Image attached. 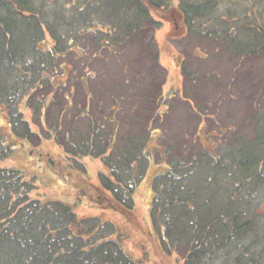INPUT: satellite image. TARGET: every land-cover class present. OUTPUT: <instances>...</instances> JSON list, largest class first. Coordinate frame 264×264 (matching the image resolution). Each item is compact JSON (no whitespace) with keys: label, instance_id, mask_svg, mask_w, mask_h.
Masks as SVG:
<instances>
[{"label":"rangeland","instance_id":"rangeland-1","mask_svg":"<svg viewBox=\"0 0 264 264\" xmlns=\"http://www.w3.org/2000/svg\"><path fill=\"white\" fill-rule=\"evenodd\" d=\"M59 1L68 6L60 19L67 50L55 61L57 72L32 53L33 69L24 68L30 74L12 81L14 92L0 97L17 120L16 129L30 133L27 148L2 157L0 166L35 177L33 197L72 206L80 225L96 235L119 231L129 254L142 263L150 257L145 264H184L186 245L164 252L162 226L175 223L178 232L201 207L237 192L246 197L245 218L253 217L255 229L228 243L224 252L238 249L213 263H253L264 246L254 233L264 231V162L261 176L248 181L231 169L233 158L246 160L245 153L235 154L240 144H254L264 132L258 123L264 119V57L242 48L233 52L234 41L227 38L237 31L242 36L235 43L258 42L264 0H174L188 4L191 15L178 13L173 26L157 21L170 0L159 10L142 0L150 13L143 18L124 4L126 19L112 34L113 16L102 11L106 0ZM196 10L203 12L196 16ZM17 105L25 111L21 115ZM9 150L13 147L4 151ZM39 152L60 161L64 176L54 175L55 161ZM104 181L127 196L141 228L99 207L96 192L85 195L89 183ZM201 211L204 218L210 215ZM241 252L244 257L235 260Z\"/></svg>","mask_w":264,"mask_h":264},{"label":"trees","instance_id":"trees-1","mask_svg":"<svg viewBox=\"0 0 264 264\" xmlns=\"http://www.w3.org/2000/svg\"><path fill=\"white\" fill-rule=\"evenodd\" d=\"M104 2H107V5L102 8V11L107 10L113 16L111 34L117 33L121 28L120 21L126 19V15L121 14V11H126L124 4L130 5L127 10L130 7L141 10L142 17L147 13L142 0H106ZM67 7L59 0H0L1 100L2 97L14 92L12 81L19 76L30 74L24 68L28 66L29 69H33L30 60L32 53L33 55L40 53L41 59L48 63L50 61L51 67H54L55 61L66 52L64 37L60 33L62 28L60 19L62 20ZM187 9L184 12L185 18L191 15V11ZM202 12L196 10L195 14L201 15ZM239 36L242 35L237 31H234L231 37L228 35L227 39L234 41L233 52L239 54L242 48V50L247 49L252 55L259 54L264 57V31L259 35L258 42L242 44L240 38L237 44L235 40L238 42ZM54 68L57 72L56 67ZM43 106L44 104L39 108L41 115H43ZM15 107L18 108L20 115L25 112L20 105ZM7 108H9L7 102L4 105L0 102V114H3V117H0L3 125L0 126V144L5 142L4 146H6H0V163L5 155L11 154L17 148L22 151L29 144L27 136L30 133L25 134L16 129L17 120L6 113ZM25 120L23 116L20 117V121L31 129L30 122ZM92 120H94L93 117ZM258 123L264 126V119H259ZM31 133L36 134L32 129ZM256 140L254 144L246 142L240 144L241 146L235 151L236 155L245 153V162H240L236 158L232 159L231 171L235 169L237 174H244L247 181L261 176L260 167L264 162V132L257 134ZM90 143L94 145L91 141ZM9 147H13V150L6 153ZM29 153L33 154L31 150ZM37 155L41 157L43 155L55 161L53 163L55 168L50 169L51 172L56 176H64L59 165L60 161L43 152ZM245 163H247L246 166H244ZM37 165L41 168L43 164L37 163ZM12 171L0 166V264H145V261L150 262L148 255L142 263L129 254L122 241L117 238L119 231H114L109 236H98L94 228L80 225L78 213L72 206L63 201H45L41 195L38 198L33 197L31 191L34 186L37 187L34 181L36 178L27 179L23 172L16 175L13 173L15 170ZM69 174L72 175V173ZM103 183L100 186L89 183L88 189L93 194L89 195L88 189L85 188L87 191L85 195L93 197L96 192V198L93 201L99 202V207L111 210L126 219L129 225L141 228L136 209L127 196L118 192L115 185L111 186L106 181ZM226 195L222 203L216 202L217 199L214 204L211 201V207H201L200 215L196 217L192 215L194 218L188 222L185 218L178 232H176L175 223L162 226L161 245L164 252L170 255L173 254L172 248L176 245H186L184 264H214L215 257L222 258L223 261L235 252L238 245L234 251L224 252V250L233 243L235 238L241 240L249 231L254 230L256 223L253 217L245 218L248 216L246 197H239L240 194L237 195V192L229 191ZM183 203L185 202L182 201L180 204ZM176 205L171 203L172 207ZM202 209L210 215L206 218L202 217ZM254 233L255 240L264 244V231L255 230ZM217 251H219L218 254H216ZM242 253L236 254L234 259L241 260L244 257ZM263 257L264 246L257 258L253 259V263L264 264ZM238 264H242V261Z\"/></svg>","mask_w":264,"mask_h":264},{"label":"flooded vegetation","instance_id":"flooded-vegetation-1","mask_svg":"<svg viewBox=\"0 0 264 264\" xmlns=\"http://www.w3.org/2000/svg\"><path fill=\"white\" fill-rule=\"evenodd\" d=\"M162 1L163 0H150L149 3H151V5H153V7L155 9H158L159 10L161 8L163 9L164 4L162 3ZM144 3L147 4V2H144ZM147 5L144 4V7L147 8L146 16L147 15H150V13H149V7H148L149 5L148 6ZM164 9L166 10V13H164V15H163V13H160V10H159L158 20L157 21L160 22V23L168 22L170 24V26H173V23H174L173 21H176V19L179 18L178 17V13H179L180 17H184V12H185L186 9L189 10V11H191L189 9L188 4L187 5L180 4V6H179V4L175 3L174 0L173 1L170 0L169 3H168V5L164 6ZM121 14L124 16V15L127 14V11H121ZM134 16L135 17H139V18L140 17L143 18L142 17L141 10H136V12L134 13ZM146 16H144V17H146ZM130 25L131 24H129L128 26H125V27H130ZM121 28H122V26H121ZM174 28H175V26H174ZM90 140L92 142L93 141V137H90Z\"/></svg>","mask_w":264,"mask_h":264}]
</instances>
